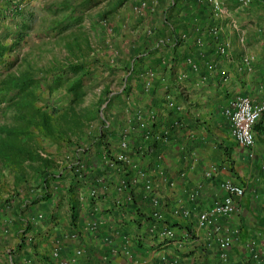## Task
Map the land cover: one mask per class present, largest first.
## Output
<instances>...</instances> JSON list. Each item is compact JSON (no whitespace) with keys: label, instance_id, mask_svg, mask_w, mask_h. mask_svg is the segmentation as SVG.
<instances>
[{"label":"crops","instance_id":"obj_1","mask_svg":"<svg viewBox=\"0 0 264 264\" xmlns=\"http://www.w3.org/2000/svg\"><path fill=\"white\" fill-rule=\"evenodd\" d=\"M83 1L92 2V25L101 34L102 57L96 56L93 70L99 73L94 79L104 81L98 97L110 92L111 102L103 106L106 127L127 136L130 152L145 131L161 138L157 157L135 160L150 176L158 204L153 207L137 181L130 186V209H117L128 195L117 191V174L106 175L99 182L103 198L95 205L97 212L83 192L73 227L63 193L69 179L55 183L56 193L44 202H33L37 188L15 190L13 180L8 188L0 182V264H162L163 256L181 264H219L213 227L199 229L197 221L201 212L222 201L219 185L224 181L244 190L238 212L218 221L237 231L229 263L245 264V258L263 252L259 264H264V218L258 212L264 192V114L252 129L250 149L231 138L223 115L228 102L239 96L264 103V0H250L247 6L223 0L218 19L207 4L197 6L193 0ZM213 26L220 29L217 38L208 33ZM218 44L226 47L225 56L216 53ZM150 72L155 76L146 87ZM90 155L82 160L98 166L104 154L92 149ZM193 192L197 195L190 200ZM185 209L187 218L181 215ZM154 210L174 231L173 240H162L158 231L148 234L144 219ZM132 233L144 236L143 245L131 247L127 258L121 239ZM77 250L82 251L78 258Z\"/></svg>","mask_w":264,"mask_h":264},{"label":"trees","instance_id":"obj_2","mask_svg":"<svg viewBox=\"0 0 264 264\" xmlns=\"http://www.w3.org/2000/svg\"><path fill=\"white\" fill-rule=\"evenodd\" d=\"M28 1L31 0H7L4 2L5 9L2 17L9 19L11 24L6 25L2 29V34L0 33L3 37L1 39L3 41L0 40V63L6 54L12 53L20 45L30 29L31 19L23 16L21 6L27 4ZM193 1L199 6L197 0ZM52 13L61 17L56 22L54 29L59 35L74 29V27H79L83 21V15L76 16L75 9L67 3H61L53 9ZM18 17L20 21L13 22ZM212 17L214 18L213 15ZM6 39H10V43H5ZM85 46L87 51H90V44L87 41H85ZM64 47L66 50H70L71 55L76 56V58L80 56L76 55L77 52H80L81 57H83L84 52L77 39L73 42H66ZM97 62L98 60L94 59L93 64ZM91 65L92 63L88 62L73 61L53 70L50 78H47L46 91L51 93L62 89L69 97L68 104L61 111L53 113L48 110L47 106L37 105L42 81L26 74L16 77L9 76L0 82V101L2 103L8 101L10 107H16L17 111L14 116V125L0 127V162L3 161L6 168L13 172L15 190L18 187L21 190H24L25 187L38 189L33 202L50 200L56 193L55 183L69 179L63 188V193L67 197L70 224L73 227L79 220L80 199L83 192H87L91 210L96 208L95 205L103 198V194L98 191L99 182L103 177L117 174L120 182L123 183L124 189L121 193H127L128 200L124 206L117 207V209L121 208V211H124L125 208L130 209L131 204L134 203L130 186L137 182L135 171L124 163L116 162V168L113 171L106 165L103 158H101L98 166L92 163H88L90 165L88 166L82 160V158H90L92 149L101 155L104 154L102 156L105 158L113 160V152L123 137L120 130L113 131L106 127L107 111L103 106L107 107L111 102L109 91L101 92L100 96L90 106L82 107L93 80L94 70L91 69ZM93 126L97 130L95 139H91ZM145 136H147L146 139ZM161 137L164 139L166 135ZM159 139L161 138L152 137V133L145 131L141 135L140 144L136 143L131 147L129 156L134 161L136 159L141 160L145 156L157 157V153H160ZM40 140H48L56 146L60 153L62 149L67 151L69 159L64 162V166L60 165L54 158L42 156L41 153L44 149ZM85 140H89L90 143L85 145ZM149 140L152 143H148ZM25 165L27 169L32 170V177L26 172ZM33 178L36 179L37 186L30 185ZM94 189L97 190L96 197H89L90 191ZM261 195L264 196V192ZM262 196L260 197L262 198ZM28 202L30 203V199ZM24 206L26 207L27 203ZM258 207L259 214L264 218L262 201ZM144 223H148V234L154 233L153 226L158 230L166 225L164 220L157 221L152 216L145 218ZM104 228L107 227L104 226L102 229ZM126 238L130 243L129 248L133 246L138 248L143 245L144 236L138 233L123 235L122 243L125 242ZM262 256L263 254L258 256L260 262ZM245 259V264H258L253 256Z\"/></svg>","mask_w":264,"mask_h":264},{"label":"rangeland","instance_id":"obj_3","mask_svg":"<svg viewBox=\"0 0 264 264\" xmlns=\"http://www.w3.org/2000/svg\"><path fill=\"white\" fill-rule=\"evenodd\" d=\"M5 1L7 0H0L1 34L2 29H4L6 25L11 24L9 19L2 17L5 9ZM61 3L71 5L76 11V16L83 14L84 21H82L79 27H74V29L59 35L54 29L56 22L61 17L53 15L52 11ZM25 4L21 5L22 14L24 17H29L31 19V23H29L30 29L27 31V34L20 45L16 47L12 53L6 54L2 58V62L0 63V82L9 76L16 77L26 74L42 81V87L38 92L39 99L37 105L47 106L51 113L58 112L68 104L69 97L62 89L51 93L46 91V81L52 74L53 70L73 61L92 63L91 69L93 70L94 59L98 60L99 57H102L99 54V51L101 52L102 49L101 43L99 45L101 37H99V35L101 34L98 27L92 25L96 18L94 15L95 11L93 9L88 10L89 5L92 4L91 1L88 2L83 0H31L30 2L28 1L26 5ZM19 21L20 18L18 17L16 21L14 20L13 22ZM107 27L108 24L106 28ZM1 34L0 40L3 38ZM76 39L79 41L80 47L84 52L82 55L83 57H81L80 52L76 53V55H80L77 57L78 60L76 56L71 55L70 50H66L64 47L66 42H73ZM85 41L90 44V51H87ZM5 43H10V39H6ZM97 45L98 48L96 47ZM96 50L97 52H95ZM73 51L75 52L74 49ZM95 76H99V73H94L93 79ZM92 81L93 82L88 88V94L85 97L82 107H88L96 101L100 90L103 88L104 81L99 79H94ZM117 86L119 85L116 84L114 88ZM16 114V107H10L8 101L3 103L0 101V127L14 125V116ZM92 128L91 139H95L97 136V130L95 129V126ZM85 142V145L90 143L89 140H85ZM40 144L44 149L43 153H41L43 157L48 156L54 158L62 166H64V162L69 159V156H67L68 153L65 149H62L60 153L56 149V146L48 140H40ZM25 169L29 176L32 177V170L27 169L26 165ZM11 180H13V172L10 169H7L4 162L1 161L0 182L8 188L11 186ZM31 180L30 185L37 186V182L34 179ZM8 190L12 191L10 188Z\"/></svg>","mask_w":264,"mask_h":264},{"label":"built area","instance_id":"obj_4","mask_svg":"<svg viewBox=\"0 0 264 264\" xmlns=\"http://www.w3.org/2000/svg\"><path fill=\"white\" fill-rule=\"evenodd\" d=\"M198 3L207 4L212 11L214 18L218 19L223 13V0H197ZM241 6H247L250 0H239ZM220 29L217 26H213L208 30L210 36L217 38ZM185 36L183 35L182 38ZM196 43L201 46V40L196 39ZM216 53L221 56L226 55V47L218 44L216 48ZM244 66L248 65V58L242 60ZM188 64H192L188 61ZM155 74L153 72L149 73V79L146 82V87H149V82L154 78ZM170 108L175 107L172 102L168 104ZM264 114V103H253L247 97H236L235 99L228 102L227 106L223 111L224 117L228 120L230 126V136L231 138L242 148L250 149L254 146L255 140L253 135V126L259 120V118ZM151 119L154 118L153 114L150 115ZM149 136V135H148ZM147 136H145V139ZM141 151V150H140ZM130 152V142L126 135L122 137L119 141L116 150L113 152V160H109L103 156L102 158L106 162V165L110 170L114 171L117 163H124V165L130 166L136 175V180L140 181L143 185V190L147 197H149L153 207L158 204L157 198L153 195V185L152 180L145 170L138 168L135 161L129 156ZM124 189L123 183L121 182L118 186V191L121 192ZM219 189L225 194L224 198L220 202H216L214 205L208 209L201 212L198 216L197 226L199 229H207L213 227V233L216 235V260L219 264H229V252L233 244L237 240V231L231 230L226 226H220L218 221L221 217L229 218L239 210V201L243 197L244 190L230 181H224L219 185ZM97 190H91L89 197H96ZM197 195V192H193L189 195L190 200H193ZM262 204L264 205V196L261 198ZM97 208H94L96 211ZM182 217L187 218L190 215V211L185 209L182 211ZM152 218L157 221H162L163 215L159 211H153L151 214ZM94 223L89 224L90 228L94 227ZM152 230L158 231V236L162 240H173L174 231L164 226L159 230L153 226ZM106 243L109 240L104 239ZM129 240L126 238L125 242L122 243V252L127 258H131L132 252L130 251ZM115 253V252H113ZM260 254H263L261 252ZM82 255V251L77 250L75 252V257L78 258ZM52 256L57 257V250L52 252ZM253 259L259 264L258 259L259 254L255 253L252 255ZM162 264H181L178 259L168 260L165 256L161 257ZM71 260L70 262H72ZM70 262H62L61 264H70ZM210 264V263H207Z\"/></svg>","mask_w":264,"mask_h":264}]
</instances>
